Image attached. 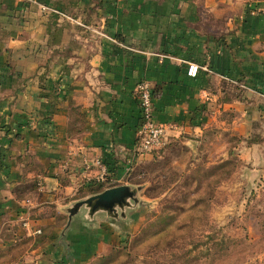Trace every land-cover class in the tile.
<instances>
[{
    "label": "crops",
    "instance_id": "crops-1",
    "mask_svg": "<svg viewBox=\"0 0 264 264\" xmlns=\"http://www.w3.org/2000/svg\"><path fill=\"white\" fill-rule=\"evenodd\" d=\"M141 80L164 145L180 133L257 134L240 156L264 164V0H0V249L17 250L10 264H61L57 222L71 197L105 175L122 183L157 153L137 152ZM75 233L64 240L89 249Z\"/></svg>",
    "mask_w": 264,
    "mask_h": 264
},
{
    "label": "rangeland",
    "instance_id": "rangeland-1",
    "mask_svg": "<svg viewBox=\"0 0 264 264\" xmlns=\"http://www.w3.org/2000/svg\"><path fill=\"white\" fill-rule=\"evenodd\" d=\"M256 136L209 130L188 141L180 133L133 163L122 183L103 186L128 184L141 207L127 224L76 230L71 242L89 249L65 241L61 264H264V164L240 156ZM93 186L71 198L94 193ZM65 220L63 214L57 226ZM34 235L32 246L42 239ZM13 253L0 249V264H10Z\"/></svg>",
    "mask_w": 264,
    "mask_h": 264
},
{
    "label": "water",
    "instance_id": "water-1",
    "mask_svg": "<svg viewBox=\"0 0 264 264\" xmlns=\"http://www.w3.org/2000/svg\"><path fill=\"white\" fill-rule=\"evenodd\" d=\"M140 207L135 189L128 184L106 187L74 199L62 209L66 220L59 230L57 244H62L64 249V239L69 230L93 231L97 228V221L106 222L109 226H116L120 221L127 224L131 214Z\"/></svg>",
    "mask_w": 264,
    "mask_h": 264
},
{
    "label": "built area",
    "instance_id": "built-area-1",
    "mask_svg": "<svg viewBox=\"0 0 264 264\" xmlns=\"http://www.w3.org/2000/svg\"><path fill=\"white\" fill-rule=\"evenodd\" d=\"M41 10H49L44 5H38ZM57 12L54 9H50ZM198 66L193 62L186 63V74L193 77L197 71ZM135 97L139 108V125L136 129V138L138 141L137 152L140 155L151 153L160 149L164 145V126L155 122L153 118V103L151 96V86L145 80L139 81L135 85ZM92 165L99 168V180L102 179L105 167L100 159H94ZM90 165L86 162L83 163L84 170ZM39 233L38 229L34 230Z\"/></svg>",
    "mask_w": 264,
    "mask_h": 264
},
{
    "label": "trees",
    "instance_id": "trees-1",
    "mask_svg": "<svg viewBox=\"0 0 264 264\" xmlns=\"http://www.w3.org/2000/svg\"><path fill=\"white\" fill-rule=\"evenodd\" d=\"M105 174H106V173H105ZM108 176H109V175H105L104 179H102L101 181H96L95 183H92L91 185H94V186H95V187L93 186L94 188H93L92 190H93L94 192H96L97 190H99V189H101V188H104L103 184H105V183L108 181V179H107ZM91 185H90V186H91ZM90 188H92V187H90Z\"/></svg>",
    "mask_w": 264,
    "mask_h": 264
}]
</instances>
